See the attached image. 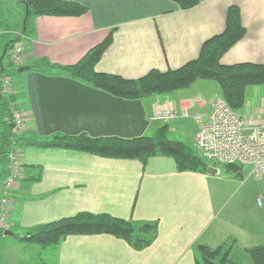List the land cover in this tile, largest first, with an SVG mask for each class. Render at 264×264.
Masks as SVG:
<instances>
[{
    "label": "crops",
    "instance_id": "obj_1",
    "mask_svg": "<svg viewBox=\"0 0 264 264\" xmlns=\"http://www.w3.org/2000/svg\"><path fill=\"white\" fill-rule=\"evenodd\" d=\"M73 1L88 5L89 10L81 15H38L23 38L22 65L30 68L13 74V85L16 103L25 114L26 136L86 132L130 138L153 134L167 125L172 138L193 145L198 123L191 115L199 112L207 117L212 98L221 94L213 80H196L170 93L125 98L51 68L77 62L112 28L113 40L96 69L137 78L152 68H177L197 57L203 42L224 30L228 7L237 4L246 33L221 61L264 62V0H200L189 9H180L173 0ZM23 10L18 12L22 26L12 33L23 27L25 5ZM1 25L2 18L4 42L6 30ZM33 63L38 66L32 67ZM194 97L200 101L190 108V116L166 121L152 117L158 105L178 106ZM239 113L250 121L264 122V85L247 87ZM18 148L24 175L13 187L12 209L4 228L11 234L0 235V264H195L197 243L217 246L233 240L247 254L248 247L264 243V220L258 214L246 217L250 197L263 193L249 181L255 176L251 164L241 168L242 199L227 211L224 204L232 178L220 173L217 165H213L216 173L179 171L175 159L167 155L152 156L144 165L139 158L58 146ZM5 177L0 171V192ZM261 203L257 201V208ZM83 210L157 220L159 232L141 250L109 233L70 234L53 246L21 238L37 224ZM234 250L233 246L230 257L240 264ZM246 256L247 262L250 257Z\"/></svg>",
    "mask_w": 264,
    "mask_h": 264
},
{
    "label": "trees",
    "instance_id": "obj_2",
    "mask_svg": "<svg viewBox=\"0 0 264 264\" xmlns=\"http://www.w3.org/2000/svg\"><path fill=\"white\" fill-rule=\"evenodd\" d=\"M180 9H189L200 0H173ZM28 9L25 28L12 33L11 37L0 44V78L5 73L12 76L18 73L14 67L10 50L14 42L27 35L33 28V19L38 15H81L89 6L73 0H20ZM26 15V13H25ZM114 28L99 43L91 47L77 62L67 65H51L59 73L77 77L84 82L125 98H142L152 94L170 93L190 87L196 80H214L218 82L221 95L237 111L246 101L248 86L264 85V62L242 61L225 64L223 54L246 33L241 18V9L231 4L227 10L224 30L203 42L199 55L180 67L160 70L152 68L137 78L121 74L103 72L96 64L104 50L113 40ZM32 67L38 64H31ZM14 74V75H13ZM4 95L0 79V171L7 174L8 152L21 145L58 146L81 150L110 157L139 158L145 165L150 157L167 155L175 159L179 171H198L206 173L213 164L202 157L192 144L174 139L168 132V126H160L153 134L130 138L111 136H91L86 132L77 134L56 133L41 138L35 134L26 136L25 132L15 135L10 119V100L15 94ZM216 165V164H214ZM227 169L241 176V164H226ZM6 229L0 228V235ZM157 220H136L123 218L106 212L79 211L73 215L44 222L30 228L21 238L31 240L42 246L60 243L70 234L109 233L127 241L137 250L149 246L157 237ZM234 243V242H233ZM232 244L210 246L197 243L195 246V264H237L230 257ZM253 264H264V243L247 248Z\"/></svg>",
    "mask_w": 264,
    "mask_h": 264
},
{
    "label": "built area",
    "instance_id": "obj_3",
    "mask_svg": "<svg viewBox=\"0 0 264 264\" xmlns=\"http://www.w3.org/2000/svg\"><path fill=\"white\" fill-rule=\"evenodd\" d=\"M22 35L11 50L10 58L14 67L24 63L25 47ZM4 95L11 98L14 94L13 76L5 73L1 76ZM200 100L196 97L182 100L178 106L164 103L153 109L152 117L157 120H170L180 115L190 116L189 110ZM212 110L207 115L195 113L191 115L198 123L195 133L194 147L197 152L210 162L225 164H251L252 172L264 182V122H253L241 115L221 95L211 100ZM10 119L12 132L22 134L25 129V114L18 107L15 98L10 100ZM24 175V163L15 147L8 152L7 174L0 192V228L4 229L12 209L13 187ZM262 202L261 197L257 199Z\"/></svg>",
    "mask_w": 264,
    "mask_h": 264
},
{
    "label": "rangeland",
    "instance_id": "obj_4",
    "mask_svg": "<svg viewBox=\"0 0 264 264\" xmlns=\"http://www.w3.org/2000/svg\"><path fill=\"white\" fill-rule=\"evenodd\" d=\"M23 7L24 4L22 2H20V0H0V18H2V25H1V30H6V32L3 33V38L4 39H9L11 37L12 34V30L16 29V27L18 26H22L21 20L19 19V11L22 12L23 14ZM2 37L0 36V43H4L2 42ZM214 83H218L216 81L213 80ZM25 131V129H24ZM193 147H194V143H193ZM213 163L212 165L216 164L217 168L220 170L219 172L222 173L223 175H226L225 177H231L232 180L230 182H228L229 188H232L228 191L226 198H225V208H227L229 211L236 203L238 200L242 199L241 196H243V189H240L238 186L241 182V176L238 177L236 175L233 176V171H230L227 169V166L225 163ZM246 174L244 173V177L246 178ZM249 181L255 188V191L258 190L259 187H261V189H263V193L260 194V196L255 197H250L251 202H249L248 204H250L251 207H249V211H246V217H248V215L250 214L252 217L256 216V214L259 215V218L261 220H264V182L262 179L258 180L256 179L255 176H251L249 178ZM246 187V186H245ZM248 190V187L246 188ZM252 190V189H251ZM250 190V193H252V191ZM254 192V191H253ZM258 197H261L262 199V203H261V207L257 208V206L255 205L257 203V199ZM253 200V201H252ZM8 223V222H7ZM233 240H229L227 244H232L235 248L234 250V254L235 257L237 258V260L240 262V264H253L252 260L249 258L248 261L250 262H246L244 261L245 258L247 257L246 255H248L247 253H245L243 251L242 248H239L241 246V243L239 244L240 246H235Z\"/></svg>",
    "mask_w": 264,
    "mask_h": 264
},
{
    "label": "water",
    "instance_id": "obj_5",
    "mask_svg": "<svg viewBox=\"0 0 264 264\" xmlns=\"http://www.w3.org/2000/svg\"><path fill=\"white\" fill-rule=\"evenodd\" d=\"M27 15H28V9H26V15L24 17V28H25V23H26V18H27ZM30 68V65H22L18 68V71L19 72H22L26 69H29ZM217 172V168L213 165H211L209 168H208V173H216ZM5 234H11V231L10 230H5L4 232Z\"/></svg>",
    "mask_w": 264,
    "mask_h": 264
}]
</instances>
